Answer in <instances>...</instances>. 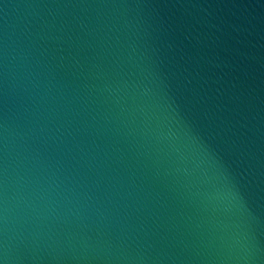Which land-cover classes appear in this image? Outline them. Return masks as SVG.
Listing matches in <instances>:
<instances>
[{
	"label": "water",
	"instance_id": "95a60500",
	"mask_svg": "<svg viewBox=\"0 0 264 264\" xmlns=\"http://www.w3.org/2000/svg\"><path fill=\"white\" fill-rule=\"evenodd\" d=\"M0 264H264V0H0Z\"/></svg>",
	"mask_w": 264,
	"mask_h": 264
}]
</instances>
